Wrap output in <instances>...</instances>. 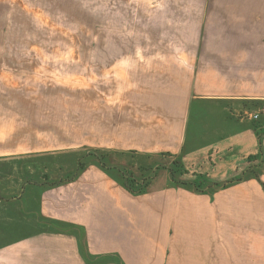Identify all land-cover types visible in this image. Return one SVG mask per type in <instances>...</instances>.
I'll return each mask as SVG.
<instances>
[{
  "label": "crops",
  "instance_id": "1",
  "mask_svg": "<svg viewBox=\"0 0 264 264\" xmlns=\"http://www.w3.org/2000/svg\"><path fill=\"white\" fill-rule=\"evenodd\" d=\"M125 2L118 21L113 0H106L105 46H91L87 60L89 151L104 153L106 166L95 159L78 180L36 189L37 201L19 213L28 217L25 236L0 244V264H264V241L242 236L224 217L217 222L226 200L237 214L264 202V116L240 118L264 101V0H136L135 23L131 0ZM33 53L37 62L19 66L10 59L18 51L0 48L3 87L22 77H81L79 63L65 68L68 76L59 74L60 48ZM103 64L106 95L97 106L94 72ZM31 84H21L23 106L0 89V141L15 125L12 110H39L48 120ZM40 138L14 149L28 152L0 161L73 151L38 148ZM176 160L185 177L170 173ZM157 161L164 168L146 175L147 182L154 175L152 185L132 194L123 173ZM135 178L134 185L142 182ZM177 178L230 180L232 191L195 192L177 187Z\"/></svg>",
  "mask_w": 264,
  "mask_h": 264
},
{
  "label": "rangeland",
  "instance_id": "2",
  "mask_svg": "<svg viewBox=\"0 0 264 264\" xmlns=\"http://www.w3.org/2000/svg\"><path fill=\"white\" fill-rule=\"evenodd\" d=\"M0 2V48H6L8 51H18V55L10 57L11 61L16 58L19 66H30L37 62V55L33 53V49L39 51L54 48H60L62 53L60 58L52 59L48 55L49 61L46 65L52 66V61L61 62L59 67L60 75L68 76L69 73L65 68L78 64L81 66V77H71L56 79L54 76L49 79L41 78H18L15 82L9 81V89L4 86L5 82L1 81L0 89L13 97L15 101L21 102L23 106L22 86L34 85L33 99L38 103V107H42L48 113V120L39 110L31 114L27 109H17L13 111L16 117L13 128L7 129L8 139L0 141V157L16 155L20 152H28L23 150H14L19 147H26L29 141L41 137L34 146L38 148L48 149L50 151L60 149H73L71 152L65 151L60 154L51 152L48 155L28 157H16L14 159H2L0 161V244L9 242L12 239L25 236L28 217L19 214L24 211L27 204L36 202L31 196L35 195V190L42 188H52L60 185V183H68L78 180L81 173L88 169L91 162L95 159L105 168L107 157L104 153L90 152V74H88V57L90 47H97L103 50L105 46V6L106 0H1ZM135 1L131 0V20L135 23ZM126 5L128 0H126ZM114 19L120 20L121 0H113ZM118 17V18H117ZM8 22L6 23L5 20ZM136 24L131 25L135 32ZM117 33L120 29L113 28ZM8 30V31H7ZM119 34V33H118ZM32 49V50H31ZM43 49V50H42ZM32 51V52H31ZM73 51V56L69 54ZM51 53V52H49ZM48 53V54H49ZM81 53V54H79ZM79 55V57H78ZM78 58V59H77ZM71 59L80 62H73ZM97 67L96 84L94 83V96H97V106L103 105L106 87V78ZM111 73L108 81H111ZM37 79V80H35ZM21 80V83L18 82ZM24 80H26L24 82ZM95 82V80H94ZM38 90H35V88ZM25 94L32 89L25 88ZM22 96V97H21ZM1 99V98H0ZM31 98V101H33ZM3 105V101L0 100ZM18 103H13L12 107H19ZM9 106V105H8ZM30 106V105H29ZM95 105L93 106V109ZM4 113V111H2ZM93 113V112H92ZM99 113V109L97 111ZM47 120V121H46ZM42 121V124L40 122ZM95 122V120H93ZM94 124V123H93ZM25 144V145H24ZM27 148V147H26ZM20 156V155H19ZM158 162V163H157ZM152 166H140L134 169V173L126 170L123 173L125 187L130 191L133 188H143V192L151 184L154 178L152 176L145 186L142 184L134 185L133 180H143L146 175L149 177L162 168L164 162L157 161ZM28 165V166H27ZM156 165V166H155ZM36 166V167H35ZM62 168L65 170L64 175H60ZM154 168V169H153ZM176 174L185 175L188 170L177 160L174 161ZM113 170V169H112ZM171 170V168H170ZM109 172L111 171L108 170ZM151 171V172H150ZM172 171V170H171ZM203 171V170H202ZM130 172V173H129ZM151 173V174H150ZM171 173V172H170ZM181 175V176H182ZM208 175L203 172L198 178ZM58 176V177H57ZM201 176V177H200ZM37 178V179H35ZM187 178H177L175 183L179 188H188L195 192H215L226 188L231 184L230 180L217 181L207 180L206 178L194 180V184L188 183ZM134 185V186H133ZM152 185V184H151ZM133 194V193H132ZM232 195H230L231 197ZM33 200V201H32ZM23 204L20 206V204ZM230 201L226 200L225 213L219 215L218 223L222 217L230 226H239L244 234H250L257 240L264 241V202H258L255 212L249 213L248 209L240 210L242 214L234 211V205L231 210ZM245 212V213H243ZM48 220V219H47ZM50 221V220H48ZM46 222V223H45ZM45 226H50L44 220ZM236 231H228L226 234H235ZM248 238V237H247ZM241 264V262H239ZM248 264V263H246Z\"/></svg>",
  "mask_w": 264,
  "mask_h": 264
},
{
  "label": "built area",
  "instance_id": "3",
  "mask_svg": "<svg viewBox=\"0 0 264 264\" xmlns=\"http://www.w3.org/2000/svg\"><path fill=\"white\" fill-rule=\"evenodd\" d=\"M263 116H264V101L258 108L254 109L253 111L241 113L240 118L250 119L252 121H258Z\"/></svg>",
  "mask_w": 264,
  "mask_h": 264
},
{
  "label": "trees",
  "instance_id": "4",
  "mask_svg": "<svg viewBox=\"0 0 264 264\" xmlns=\"http://www.w3.org/2000/svg\"><path fill=\"white\" fill-rule=\"evenodd\" d=\"M172 170V171H171ZM171 170H170V172H171V174H172V176L173 175H176V173H178V172H176V170L175 169H173V168H171ZM178 175V174H177ZM149 178L148 177H145L143 180H142V182L140 183V184H142V186H145L146 185V183H147V180H148ZM134 184V183H133ZM134 186V185H133ZM130 192L131 193H133V194H140V193H142L143 192V188H140L139 190H138V188L136 189V188H131L130 189Z\"/></svg>",
  "mask_w": 264,
  "mask_h": 264
}]
</instances>
